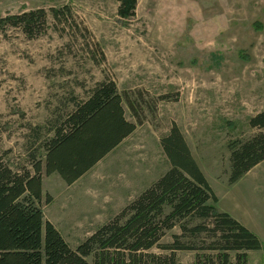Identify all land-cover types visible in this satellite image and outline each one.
<instances>
[{"label":"rangeland","instance_id":"rangeland-1","mask_svg":"<svg viewBox=\"0 0 264 264\" xmlns=\"http://www.w3.org/2000/svg\"><path fill=\"white\" fill-rule=\"evenodd\" d=\"M131 2L124 10L121 0H0V18L48 14L47 32L36 39L0 31V147L12 151L11 166L45 161L43 145L105 81L117 85L126 118L137 126L75 185L44 175V193L53 198L44 201L45 218L74 249L137 197L128 202L130 191L171 168L161 140L174 126L221 212L245 223L249 213H264V162L229 183L232 150L261 132L250 120L264 111V0ZM64 8L65 19H55L52 10ZM102 202L117 209L99 208ZM174 236L196 243L179 226L162 243ZM177 256L191 264L196 252Z\"/></svg>","mask_w":264,"mask_h":264},{"label":"trees","instance_id":"trees-1","mask_svg":"<svg viewBox=\"0 0 264 264\" xmlns=\"http://www.w3.org/2000/svg\"><path fill=\"white\" fill-rule=\"evenodd\" d=\"M121 1L124 10L132 3ZM66 11L53 9L52 15L65 19ZM47 25L45 10L0 18V31L19 29L30 39L45 34ZM250 125L261 132L232 150L231 185L264 162V111ZM136 127L126 118L117 85L105 81L43 145L45 161L11 166L12 151L0 147V264H180L178 251L196 252L191 264H249L250 254L262 250L261 240L218 209L219 199L177 126L161 140L171 168L76 249L46 220L44 201L50 205L53 198L44 193V175L74 184ZM178 226L196 243L174 236L172 244H163ZM155 248L163 253H153Z\"/></svg>","mask_w":264,"mask_h":264},{"label":"crops","instance_id":"crops-1","mask_svg":"<svg viewBox=\"0 0 264 264\" xmlns=\"http://www.w3.org/2000/svg\"><path fill=\"white\" fill-rule=\"evenodd\" d=\"M121 145V144H120ZM119 145V146H120ZM118 146V147H119ZM94 168V167H93ZM93 168L86 174V175H84L81 179H79L77 182H79L80 180H82V179H84L85 177H87V175H89L90 173H91V171L93 170ZM60 177V176H59ZM76 182V183H77ZM44 184H45V181H44ZM73 185H75V184H73ZM134 189H136V188H131V190H134ZM145 190V188L144 187H142V188H138V189H136V190H134V191H130V192H132L131 194L132 195H130V197L128 198V202H130L131 200H132V198L134 197H136V196H138L140 193H142L143 191ZM134 194V195H133ZM219 204V203H218ZM124 206H126V204L124 205ZM124 206H120V207H118V209H122ZM99 208H104V209H109V210H111V209H117V207L115 206V205H113V204H109V203H104V202H102V203H99ZM228 214V213H227ZM229 215H231V214H229ZM232 216V215H231ZM235 220H237L239 223H241L243 226H245L246 228H248L250 231H252L253 233H255L259 238L262 236V235H264V213L262 214V217L260 218L259 216H258V214L257 213H254V212H251V213H249V219H248V222L247 223H245V221H244V219L242 218L241 220H238V219H236V218H234ZM252 221H255V222H259V224H258V226L256 227V226H254V224H253V222ZM260 240H261V242H262V244H263V248H262V250H260V251H257V252H252L251 254H250V259H249V264H253V261H254V264H264V241H262V239L260 238ZM259 254V256H257V258L256 259H258L257 261H255V260H253L254 258H253V256H254V254Z\"/></svg>","mask_w":264,"mask_h":264}]
</instances>
